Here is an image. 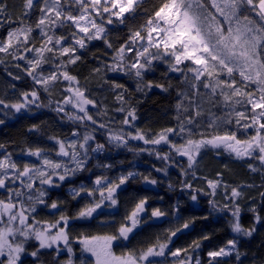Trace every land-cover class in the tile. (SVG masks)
I'll use <instances>...</instances> for the list:
<instances>
[{
  "label": "snow or ice",
  "instance_id": "1",
  "mask_svg": "<svg viewBox=\"0 0 264 264\" xmlns=\"http://www.w3.org/2000/svg\"><path fill=\"white\" fill-rule=\"evenodd\" d=\"M145 3L146 0H22V15L14 19L7 0H0V29L7 25L5 34L0 36V64H6L5 58H10L11 67L23 76L12 72L7 75L15 81L27 78L32 82L30 89L19 91V98L14 102L0 98V111L10 110L3 114L12 117L31 112L32 106L37 109L46 106L40 103L41 90L51 96L59 85L61 99L55 102L54 111L63 113L79 126L87 128L88 122L96 126L83 133L73 130L71 137L75 139L49 137L57 145L55 156L59 159L48 154L52 149L42 147L23 150L22 154L35 158V162H19L10 152L0 156V190L6 193L0 197V264H23L25 256L31 257L33 264H44L42 256L45 254L52 256L51 264H203L196 253L202 241L211 238L208 234L187 246L174 247V238L190 229L196 217L180 222L177 216L175 226L163 229L149 243L116 251L117 242L128 241L150 221L169 215L153 207L145 218L147 196L133 204L114 232L81 233L75 237V243L80 246V255L76 256L71 222L94 219L105 207L116 208L117 191L136 176L155 186L157 180L150 174L128 171L109 178L101 173L95 176L90 187L83 184L70 187L73 200L87 198L72 216L60 210V201L49 203L47 199V189L60 188L78 173L91 171L88 162L92 154L108 150L105 143L96 142L94 135L97 128H107V124L95 116H107L108 108L91 97L87 86L69 68L82 61V51H87L93 41H102L105 48L114 53L110 64L100 60L101 66L93 68V73H101L102 67L104 76L108 72L122 73L135 80L136 92L147 96L154 87L165 93L174 87L170 79L160 83L147 78L148 73L158 70V65H164L161 75L179 74V83L183 85L177 89L173 105L175 125L152 133L135 125L139 118L137 108L132 105L125 85L115 79H104L118 105L113 111L123 113L120 124L135 128L134 133L123 127L108 128V145L127 147L131 139L145 145L166 146L167 151L156 147H128V150L154 153L157 159L168 164L176 163V157L186 158L187 168L181 170V175L185 176L187 169L198 165L202 152L222 150L236 160L257 161L259 167L249 163L248 168L264 176V0H160L151 12L144 7ZM141 9L147 14L141 16ZM33 10L39 15L29 22L27 18ZM138 19L142 20L138 25L129 24ZM14 23L16 26L12 27ZM114 24L125 25L128 30L118 46L109 39L108 26ZM65 29L67 31H63ZM10 87L15 89L16 85ZM69 106L75 111H69ZM92 109L97 111L93 113ZM4 123L5 120L0 119V125ZM37 130V125L29 129ZM0 149H4L3 144ZM217 154H221L220 151ZM168 164L155 170L167 175ZM96 167L111 169L113 165L97 163ZM195 175L193 171L194 178ZM217 177H202L207 190L195 188L187 181L181 182V188L189 190L193 202L198 201L201 193L215 197L218 189L223 188L230 203L219 207L215 199H209V205L213 211L231 213L233 233L251 237L256 231L255 225L242 226L241 207L237 203L244 195L240 189L245 185L231 187L228 195L230 186L220 178L222 173H217ZM260 195L264 198V192ZM40 205L57 210L58 217L38 219L36 213ZM251 211L255 213V207ZM254 218L257 223L261 220L258 214ZM108 223V219L101 221L102 225ZM33 242L35 246L29 249ZM238 244L233 238L209 250L207 264H224L223 258L233 255L242 264L241 256L246 253L239 250ZM65 251L67 258L58 259Z\"/></svg>",
  "mask_w": 264,
  "mask_h": 264
},
{
  "label": "trees",
  "instance_id": "2",
  "mask_svg": "<svg viewBox=\"0 0 264 264\" xmlns=\"http://www.w3.org/2000/svg\"><path fill=\"white\" fill-rule=\"evenodd\" d=\"M160 0H146L144 5L148 12L153 10V6H158ZM9 5V11L13 18L20 17L22 15V0H7ZM143 9L140 10V15H146ZM39 15L37 10H33L29 22L36 19ZM142 20H136L135 22L129 21V24L135 23L139 24ZM14 23L12 27H15ZM109 39L114 44L118 46L123 43L124 39L128 35V30L125 25H109ZM7 25H5V29ZM5 29H0V36L5 34ZM63 31H67L66 29ZM107 53V54H105ZM111 49H106L102 41L95 43V45L90 44L87 51H82L83 59L78 61L75 65H70L69 68L72 74L76 75L82 84H85L90 92L96 93L99 99H103L105 92L107 91L104 105L107 106L108 110L116 108L118 105L115 103L113 105V96L110 85L102 83V79L109 78L115 79L111 75V72L104 76V69L101 68V73H93L92 69L100 65V60L110 64L108 58L112 55ZM98 58V59H97ZM7 63L0 64V98L5 99L10 102L12 97L17 96L19 98L20 90H28L31 87V80L24 78L19 81L12 80L7 72H12L17 75L23 76L18 69L11 67L10 58H5ZM47 67V66H45ZM160 74V73H158ZM171 75V76H169ZM162 75L153 77L160 83H167L170 79L173 88L170 89L168 93L159 92L155 87L147 92V96L143 93L136 92V88L131 89V86L125 87L129 90L130 100L132 105L137 108V119L136 126L141 130L147 132L151 130L152 133L159 131L160 129L167 126H174L175 120L173 105L176 102V91L178 88L183 87L180 85L179 75L175 76L172 73L167 75V79L163 80ZM103 77V78H102ZM148 78V77H147ZM150 79V78H148ZM117 82L121 83L118 79ZM15 84L16 88L13 89L10 85ZM60 90V89H59ZM62 90V88H61ZM104 92V93H103ZM18 94V95H17ZM42 106L40 108L32 107L31 112L25 114H15L12 117H6L3 114V110L0 111V119H4L5 123L0 125V144L4 145V149H0V156L5 152L12 153V158L23 163V150L26 147H42L45 149H52L49 152L54 153L57 149L54 140L49 139V137H57L60 139L73 138L71 137V132L73 130H78L80 133L92 130L91 127L79 126L78 123H73L64 116L63 113H57L54 109L57 107L55 103L60 97L58 90L57 93L50 97H47L40 92ZM52 101V103H49ZM139 101V103H137ZM207 107V105H206ZM215 111V109H213ZM111 112V111H110ZM115 112V111H113ZM121 118L115 123V119H104L102 122L110 125L112 129H119L123 127L125 131H129L126 125H121L120 120L123 117V113L120 114ZM32 125H37V131H29ZM96 127V126H94ZM93 127V128H94ZM107 130L108 128H97L94 132L96 137V142L105 143L108 148L107 151L103 153L101 157L97 160H90L88 162V167L91 171H85L70 181H66V184L62 188L47 189L49 192V203L52 200L60 201V210L66 212L69 216L74 215L80 207L86 202L87 198H78L73 200L67 188L69 187H79L82 184L92 185V181L95 179L96 175L101 174L103 171L95 166L96 163H107L113 165L109 170L104 171L108 176L113 174H126L128 171L143 173L144 175H151L152 178L157 180L155 186L149 185L143 182L141 176H136L130 181L122 185L117 191L118 205L116 208H107L103 210V213L97 217L96 221L88 224H82L80 228H71V235L73 237L72 247L75 249V237L83 234H97V233H111L116 230L120 221L122 220L125 213L133 206V204L143 196L149 198L148 201V212L145 214V218L150 215L151 209L153 207H159L162 210L169 213L163 221L153 220L149 224L144 225L142 228L137 230V233L130 237L128 242L129 248H138L141 245L149 243L155 238L156 235L160 234L163 229L168 227H173L177 224L176 217L180 218V222L190 218L196 217V222L191 226L190 229L185 230L183 233L178 234V237L174 238V247L187 246L202 237L204 234H208L211 238L209 240L202 241V247L196 253L201 254L202 251L209 249H216L223 246L229 239H237L239 241L238 247L242 253L246 255L242 256V264H264V220L261 227L255 221L254 213L251 211L253 207L258 209L257 213L264 215V198L261 197V193L264 192V176L261 172H252L248 168V164L252 163L259 167L257 161H247V160H236L233 159L229 154L221 152V158H213L211 152L205 153L202 158V163L200 169L195 171V178L192 176L193 171L187 169V175H181V170L186 169L183 166V162L179 158H175L176 163L168 164V162L162 161L156 158V155L149 154V152H138L129 151L128 147L133 149L146 148L152 149L163 148V151H167L166 146H151L145 145L143 142L132 141L128 142V146L124 148H116L114 146L107 144ZM133 133L135 132L132 131ZM20 158V159H19ZM167 167V175L163 172H157L156 168ZM217 173H222L220 177L224 183L228 184L229 190L228 195H230L231 187L245 185L240 190L244 195L237 201L241 207L240 213V223L244 228H251L255 225L258 231L251 237L243 236H232L230 221L233 219L230 212L224 211H213L211 205H209V199H215L217 205L222 207L223 205L230 203L225 198V191L223 188L218 189L215 197H209L203 193L198 195V201L193 202L189 197V190L181 188V182L187 181L192 183L195 188L207 190V185L202 177H207L209 179H216ZM169 185L172 187L170 188ZM246 185H253V187H247ZM6 193L0 192V197H3ZM162 197V199H161ZM178 206V211L176 210ZM51 214L43 217L42 220H54L58 217L59 212L52 209ZM40 215L44 214L45 210L40 208ZM38 211V212H39ZM38 212L36 213L39 216ZM207 217V219H201V217ZM41 220V218L38 217ZM108 219V224H100V221ZM87 225V226H86ZM118 252L123 246V242H117ZM66 252V251H65ZM43 257V256H42ZM45 264H51L52 256L44 255ZM44 259V258H42Z\"/></svg>",
  "mask_w": 264,
  "mask_h": 264
},
{
  "label": "flooded vegetation",
  "instance_id": "3",
  "mask_svg": "<svg viewBox=\"0 0 264 264\" xmlns=\"http://www.w3.org/2000/svg\"><path fill=\"white\" fill-rule=\"evenodd\" d=\"M108 61H111V57L108 58ZM111 62H112V61H111ZM164 70H165V68H164ZM164 70L160 71V67L158 66V70H157L155 73H150V74L148 73V74H147V77L150 78V79H153V77L155 78V77H157V76H160L161 73H162ZM158 73H160V74H158ZM111 75L113 76V78L118 79V80H119L121 83H123L124 85L126 84L127 86H131V89L136 88V83H135V81H133V80H128V79L126 78V76H124V75H122V74H117V73H111ZM169 76H171V75H169ZM161 77H162V76H161ZM162 79H163V80H166V79H167V76H163ZM156 89H157L158 91L160 90V89H158V88H156ZM61 92H62V90H61ZM159 92H161V91H159ZM134 123H135V125H136L137 120H136ZM126 127H127V129H128L129 131H134V128L131 130V129L128 128L127 125H126ZM176 139H178V138H176ZM132 141H137V140H132ZM138 142H142V141H138ZM151 146H153V145H151ZM218 151H220V153L222 152V150L208 149V150L204 151V153L201 155V157H203V155H205V153H209V152H211V154L213 155V158L215 157V158L220 159V158H221V154H217ZM50 154H51L52 157H54V155H55V153H50ZM201 157H198V160H201V163H202V158H201ZM177 158H179V159L183 162V166H184L185 168H187V161H186V158H182V157H177ZM23 162H25V161H23ZM199 166H201V164H200ZM199 166L197 165V166H195L194 169H188V170H189V171H194V170L196 171L197 169H200ZM65 184H66V182H64V183L61 185L60 188H62ZM45 187L47 188V186H45ZM48 190H49V189H48ZM47 199H48V198H47ZM48 201H49V199H48ZM40 208H42V210H45V211H44V214H42V215L39 214V213H40V211H39ZM38 211H39V212H38ZM52 211H53L52 209H50V208H46L45 206L40 205V206H38V208H37V212H38L39 216H37V215H36V216H37V218L39 217V218H41V220H42V219H44L43 217H46L47 215L51 214ZM258 211H259V210L256 209V212L254 213V216L258 214V215L261 217L260 222L257 223V224H259L258 227H261V224H263L264 215H262L261 213H257ZM92 220H93V221H96V220H97V217L94 218V219H90V220H73V221L71 222V228H73V227H75V226H76L77 228H80L82 224H88V223H91ZM100 224H101V221H100ZM74 225H75V226H74ZM86 226H87V225H86ZM256 228H257V227H256ZM257 230H258V229H257ZM257 230L253 233V235L256 234V233L259 231V230H258V231H257ZM231 235H232V236H235V237L238 236L237 234H235V233H233V232H231ZM253 235H252V236H253ZM129 240H130V239H129ZM129 240L123 242V246L120 248V251L123 250V249L125 248V246H126L127 248H129V247H128V242H129ZM34 246H35L34 242L31 243V244H29V249L33 248ZM61 247H62V246H61ZM118 250H119L118 247H116V251H117V252H118ZM208 251H209V249H206V250H204V251L201 252L202 255L199 254V256H200V258H201L203 264H207V260H208L207 252H208ZM75 252H76V256H79V255H80V246H79L77 243H75ZM42 258H44L43 261H44V264H45V257H44V255H43ZM66 258H67V253H66V252L62 253L61 256L58 257V259H61V260L66 259ZM242 259H243V258H242V256H241V261H242ZM223 260H224V264H240L239 261H236V260H235V256H234V255L231 256V257L223 258ZM23 264H33L32 258L29 257V256H25V257L23 258Z\"/></svg>",
  "mask_w": 264,
  "mask_h": 264
},
{
  "label": "rangeland",
  "instance_id": "4",
  "mask_svg": "<svg viewBox=\"0 0 264 264\" xmlns=\"http://www.w3.org/2000/svg\"><path fill=\"white\" fill-rule=\"evenodd\" d=\"M111 26V25H110ZM99 41H93V42H91L90 44H92V45H95V43H98ZM89 44V45H90ZM114 53H112V55H113ZM159 67H160V71H162V70H164V68H165V66L164 65H158ZM112 73V72H111ZM120 74H122V73H120ZM150 74V73H149ZM172 74H174L175 76H177V75H179V74H176V73H172ZM123 75V74H122ZM125 76V75H124ZM126 78L128 79V80H133V81H135L134 79H130L128 76H126ZM104 79H109V78H103L102 79V83H104ZM106 85H109V84H106ZM61 86H57L55 89H53V93L54 94H56L57 93V90H58V93L60 94L59 96L60 97H58V100H60L61 99ZM60 89V90H59ZM109 89H110V87H109ZM116 91H120V90H116ZM110 92H112V95H114V93H113V91H110ZM41 93L42 94H44L46 97H47V95H48V97H50L49 96V94L48 93H45V92H43L42 90H41ZM104 93V92H103ZM89 94L91 95V97L94 99V100H97V101H99V102H102V106H104V101H106L107 100V98H106V95H107V91L105 92V96H103V99H99L97 96H95V94L96 93H92V92H90L89 91ZM18 95V94H17ZM12 99V101H15L16 99H18V97L17 96H14V97H12L11 98ZM113 99H114V96H113ZM113 102V105L116 103L115 102V100H113L112 101ZM32 107H35V106H32ZM68 110L69 111H75L74 109H71L70 108V106L68 107ZM93 113H95L97 110L96 109H92L91 110ZM111 111V112H110ZM108 110V115L107 116H104V117H101V116H95V119H97L98 121H100V122H102L104 119L106 120V118H112V119H115V123H117L118 122V120L121 118V113H119V112H113L112 110ZM25 113H27V112H22V113H19V114H25ZM108 118V119H109ZM92 126V128L94 127V125H91L90 124V122H88V127H91ZM107 128H111V126L109 125ZM133 129V128H132ZM131 129V130H132ZM72 139H75V137H73ZM94 143V142H93ZM57 146V145H56ZM121 148H124V147H121ZM54 153H55V151H54ZM104 153V152H103ZM103 153H96V154H92L93 155V158L91 159V160H97L99 157H101L102 155H103ZM204 152H202V154H203ZM23 158H21L23 161H25V162H29V161H33V162H35V158H33V157H28V156H25V155H21ZM51 156V155H50ZM53 158H55V159H59L58 157H56L55 155H54V157ZM20 159V158H19ZM90 161V160H89ZM199 161V163H198V166L201 164V160H198ZM101 164V163H100ZM97 165V163L95 164V166ZM99 169H102L101 171H106L107 172V170H109V169H103V168H99ZM102 172V173H103ZM78 174H80V173H78ZM77 174V175H78ZM76 175V176H77ZM120 174H113V175H109V178H115V177H117V176H119ZM72 179H74V178H71V179H69L68 181H70V180H72ZM67 181V180H66ZM65 181V182H66ZM70 188V187H69ZM69 188H67V192H69ZM70 193V192H69Z\"/></svg>",
  "mask_w": 264,
  "mask_h": 264
},
{
  "label": "water",
  "instance_id": "5",
  "mask_svg": "<svg viewBox=\"0 0 264 264\" xmlns=\"http://www.w3.org/2000/svg\"><path fill=\"white\" fill-rule=\"evenodd\" d=\"M3 191H4V190H0V192H3ZM163 220H164V218H161V219H160V221H163Z\"/></svg>",
  "mask_w": 264,
  "mask_h": 264
}]
</instances>
